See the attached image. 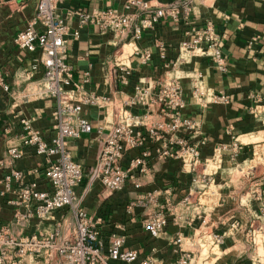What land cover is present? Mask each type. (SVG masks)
Listing matches in <instances>:
<instances>
[{"label": "crops", "instance_id": "1", "mask_svg": "<svg viewBox=\"0 0 264 264\" xmlns=\"http://www.w3.org/2000/svg\"><path fill=\"white\" fill-rule=\"evenodd\" d=\"M35 1H0V70L10 90L8 94L0 91V227L20 238L44 235L57 223L63 229L71 220L69 210L64 208L45 221L35 217L28 222L16 221L17 207L9 202L14 194L4 192V176L12 168L24 172L23 181L37 180L40 188L47 187L45 160L33 149L25 148L11 164L5 159L8 148L22 146L25 130L21 119H27L47 141L54 135L55 98L36 99L28 93L43 73L41 65L30 72L40 51L21 50L13 40L33 16ZM144 1L151 8L175 6L177 17L167 15L137 40L131 35L117 38L94 25L79 26L73 14L76 9L89 13L107 8L122 11L124 0H59L56 4L55 14L69 28L67 60L73 67V82L107 98L106 106H82L81 114L91 122L92 131L70 140L68 148L86 172L96 160L104 135L116 121L114 109L122 100L131 97L136 86L156 88L160 81L175 76L186 99L182 116L195 121L194 140H204L200 160L190 168L181 159L152 158L146 170L131 171L139 187L129 179L122 190L114 193L98 183L83 192L84 179L76 188L83 210L100 218L101 239L111 233L124 235V249L135 250L139 259L151 257L158 264H174L187 252L192 264H264V186L254 188L252 181L239 188L235 174L255 148L264 146V0ZM207 21L218 35L226 71H220L209 57L178 50L180 41L188 39L190 24ZM76 30L78 37L73 38L71 33ZM145 50L151 52V59L143 63L140 56ZM121 67L131 70L127 84L117 81L113 74ZM197 76L206 89L222 91L227 99L200 106L190 97V78ZM131 111L144 123L163 120L159 104L149 109L133 107ZM222 145L228 148L219 154L217 148ZM150 147L146 142L129 152L124 166ZM242 176L247 179L248 173ZM150 192L156 204L139 203V197ZM159 211L165 214L166 224L158 237H152L142 221L147 214ZM250 233L260 237L259 244L248 241ZM213 235H219L221 242L215 243ZM259 246L261 253L257 252ZM29 264L60 262L55 256L46 260L43 253H37Z\"/></svg>", "mask_w": 264, "mask_h": 264}, {"label": "built area", "instance_id": "2", "mask_svg": "<svg viewBox=\"0 0 264 264\" xmlns=\"http://www.w3.org/2000/svg\"><path fill=\"white\" fill-rule=\"evenodd\" d=\"M58 1L36 0L33 16L13 39L21 50L40 51L30 72L41 65L43 73L28 93L36 99L55 98L54 135L47 141L31 127L27 119H21L25 130L22 146L8 148L5 157L11 164L22 156L25 148L33 149L45 160L47 187L40 188L37 180L23 181L24 172L12 168L4 176V192L14 194L9 202L17 207L14 212L16 221L28 222L33 217L45 221L55 211L67 208L70 225L62 229L61 224L57 223L54 229L44 235L33 234L26 238L16 237L8 228L0 227V264H29V260L37 253H43L46 260L55 256L60 264H158L151 257L139 259L135 250L124 249V235L111 233L101 239V220L83 210L81 195L77 194L76 188L84 179L83 192L96 183L109 193L118 192L129 179L134 180L133 185L137 188L139 182L131 171L146 170L152 158L181 159L184 165L191 168L200 160V146L204 140H194L195 121L182 116L186 105L183 87L178 77L170 76L160 81L156 88L150 85L136 86L135 93L122 100L114 109L116 121L104 135L94 164L84 172L82 166L72 158L68 143L92 131L91 122L81 114L82 106H106L107 98L87 92L82 85L73 82V67L67 60L69 28L55 14ZM175 8H151L144 0H124L122 11L107 8L89 13L76 9L73 14L77 15L79 26L94 25L117 38L131 35L137 40L145 30L153 29L167 15L176 18ZM184 9L188 11V6L185 5ZM187 33L188 39L180 41L178 45L179 52L209 57L220 71L227 70L219 38L211 22L190 24ZM71 35L77 38L78 30ZM140 58L143 63L148 62L151 52L145 50ZM113 74L117 81L127 84L131 70L121 67L115 69ZM189 85L190 97L202 107L210 101L227 99L222 91L214 93L206 89L200 76L190 78ZM0 91L10 93L9 84L1 70ZM155 104H159L163 111L162 121L144 123L140 116L131 111L133 107L149 109ZM146 142H150L151 147L143 149L125 167L126 155L143 147ZM227 148L222 145L217 151L220 154ZM155 202L152 192L139 197L142 205ZM165 224L166 216L162 211L149 213L142 221L144 230L152 237H158ZM213 239L215 243L221 242L219 235H213ZM174 264H192V256L183 252Z\"/></svg>", "mask_w": 264, "mask_h": 264}, {"label": "rangeland", "instance_id": "3", "mask_svg": "<svg viewBox=\"0 0 264 264\" xmlns=\"http://www.w3.org/2000/svg\"><path fill=\"white\" fill-rule=\"evenodd\" d=\"M259 138L260 137H255L254 139L257 140ZM243 140L246 141V138H243ZM259 144H262V143H259ZM263 158H264V146L260 145L257 148H255L251 158L246 164H242L241 166L235 169L237 186L239 188H243L245 183L249 185L250 182L252 181H253L254 188L255 187L261 188L262 186H264V178H262L264 176V159ZM246 172L248 173L247 179L242 176V174H245ZM255 234L256 233L252 235V233H250L248 235V241H250L252 245H255V243L259 244L258 242L260 241L259 236H257V238H254ZM257 252L261 253L260 246L258 247Z\"/></svg>", "mask_w": 264, "mask_h": 264}]
</instances>
